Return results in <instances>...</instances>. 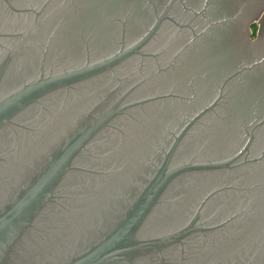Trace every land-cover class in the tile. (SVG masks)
<instances>
[{
    "label": "water",
    "instance_id": "obj_1",
    "mask_svg": "<svg viewBox=\"0 0 264 264\" xmlns=\"http://www.w3.org/2000/svg\"><path fill=\"white\" fill-rule=\"evenodd\" d=\"M0 264H264V0H0Z\"/></svg>",
    "mask_w": 264,
    "mask_h": 264
},
{
    "label": "rangeland",
    "instance_id": "obj_2",
    "mask_svg": "<svg viewBox=\"0 0 264 264\" xmlns=\"http://www.w3.org/2000/svg\"><path fill=\"white\" fill-rule=\"evenodd\" d=\"M259 26L255 23V25L252 27V29L250 30V41L251 42H256L257 40V35L259 33Z\"/></svg>",
    "mask_w": 264,
    "mask_h": 264
},
{
    "label": "flooded vegetation",
    "instance_id": "obj_3",
    "mask_svg": "<svg viewBox=\"0 0 264 264\" xmlns=\"http://www.w3.org/2000/svg\"><path fill=\"white\" fill-rule=\"evenodd\" d=\"M221 8V7H220ZM222 9V8H221ZM229 9H231V6H227L226 7V10H229ZM255 24H253L252 26H251V28H250V30L252 29V27L254 26ZM230 31H231V29H230ZM257 39H258V35H257ZM257 41V40H256Z\"/></svg>",
    "mask_w": 264,
    "mask_h": 264
}]
</instances>
